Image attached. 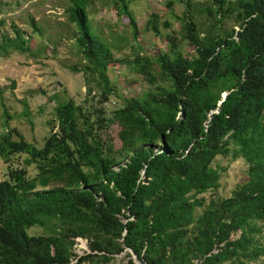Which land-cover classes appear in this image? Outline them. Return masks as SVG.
<instances>
[{
	"label": "trees",
	"instance_id": "16d2710c",
	"mask_svg": "<svg viewBox=\"0 0 264 264\" xmlns=\"http://www.w3.org/2000/svg\"><path fill=\"white\" fill-rule=\"evenodd\" d=\"M178 1L185 7L182 36L194 56L185 57L168 35V50L155 57L163 83L145 98H125L112 113L118 152L98 135L102 111L91 121L70 97L55 107L57 130L41 147L16 128L0 134L8 164L0 180V264H108L125 250L144 264H247L264 255L255 238V221L264 218V0H213L211 23L234 14L238 29L222 32L214 23L203 36L191 0ZM89 2L69 0L65 11L78 32L82 70L97 74L105 96L112 91L106 74L112 55L92 31ZM29 21L40 35L34 17ZM149 26L159 33L156 14ZM6 43L29 50L18 30ZM134 62L144 76H155L149 57ZM0 103L5 108L1 94ZM19 153L27 155L25 165L34 164V177L9 164ZM229 154L246 162L247 180L204 206L197 195L219 182L212 162ZM33 226L43 233L30 235ZM78 237L90 252H74Z\"/></svg>",
	"mask_w": 264,
	"mask_h": 264
},
{
	"label": "rangeland",
	"instance_id": "374dc122",
	"mask_svg": "<svg viewBox=\"0 0 264 264\" xmlns=\"http://www.w3.org/2000/svg\"><path fill=\"white\" fill-rule=\"evenodd\" d=\"M124 1L136 21V31L129 16L122 11L121 0H90L87 6L92 31L108 45L112 55L106 67L112 91L104 96L97 74L82 70L86 61L75 44L78 32L65 11L69 0H0V37H3L0 39L3 46L0 51V94L5 104L3 108L0 103V134L16 128L28 141L41 147L44 138L57 130L55 107L70 97L91 121H95L98 111H102L106 122L98 135L118 152L121 147L119 126L112 120V113L124 104L125 98H145L148 92L163 83L156 75L155 57L168 50V35L178 39V49L185 57L194 56L193 45L182 36L183 3L178 0ZM191 4V14L200 36L215 30L214 23L222 32L238 29L234 14L211 23L207 9L214 13L216 4L213 0H191ZM152 14L157 15L158 34L149 26ZM30 16L34 17L40 35L33 32ZM164 21L168 26L163 24ZM16 30L26 39L28 51L15 50L6 43L15 38ZM137 55L149 57L155 74L153 78H147L139 71L134 62ZM25 157L24 153L15 154L9 164L25 167L28 177H34L37 169L34 164L25 165ZM212 166L219 171V182L216 187L197 195L204 198V206L210 200L229 197L247 180V164L241 157L217 155ZM7 167L0 157V180L7 178ZM204 206L196 208V216L202 213ZM255 223L259 227L255 238L264 246V218ZM28 233L39 235L43 231L33 226ZM75 240V253L90 252L87 239L78 237ZM127 252L115 254L108 264H130V257L135 264H144L135 261L134 255L129 256ZM82 264H88V261ZM247 264H264V255Z\"/></svg>",
	"mask_w": 264,
	"mask_h": 264
},
{
	"label": "water",
	"instance_id": "95a60500",
	"mask_svg": "<svg viewBox=\"0 0 264 264\" xmlns=\"http://www.w3.org/2000/svg\"><path fill=\"white\" fill-rule=\"evenodd\" d=\"M225 96V93L223 94V98ZM135 261L139 262V260L134 256Z\"/></svg>",
	"mask_w": 264,
	"mask_h": 264
}]
</instances>
